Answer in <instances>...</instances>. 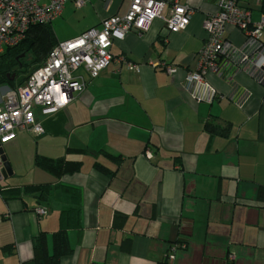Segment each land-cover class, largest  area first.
Instances as JSON below:
<instances>
[{"label":"crops","instance_id":"obj_1","mask_svg":"<svg viewBox=\"0 0 264 264\" xmlns=\"http://www.w3.org/2000/svg\"><path fill=\"white\" fill-rule=\"evenodd\" d=\"M161 1L193 11L183 32L155 21L142 37L114 41L113 57L135 69L112 62L93 80L81 72L86 88L66 108L35 110L41 136L19 131L2 147L12 176L0 175V264H33L40 234L51 254L59 230L72 249L60 264H160L166 256L171 264H264V87L223 60L218 73L189 83L217 0ZM242 5L258 18L260 0ZM125 10L124 0L66 4L60 18L77 28L61 41L52 30L64 42ZM225 38L244 41L232 26ZM10 90L0 85V106ZM38 157L80 170L57 177L36 166Z\"/></svg>","mask_w":264,"mask_h":264},{"label":"built area","instance_id":"obj_2","mask_svg":"<svg viewBox=\"0 0 264 264\" xmlns=\"http://www.w3.org/2000/svg\"><path fill=\"white\" fill-rule=\"evenodd\" d=\"M109 4L114 0H101ZM245 0H217V12L203 22L207 39L200 51L198 71L189 75L188 82L199 85L208 73H218L220 62L244 72L264 87V10L254 13L243 7ZM123 14L104 19L99 29H91L64 42H58L45 62L26 77L25 82L5 94L0 106V147L14 140L16 133L25 131L37 138L43 129L35 120V110L52 115L68 106L74 95L86 88V80H93L112 62L136 67L123 57L114 58L110 52L113 42L129 33L142 37L153 22L160 21L172 34L183 32L193 11L177 2L161 0H124ZM71 3L81 9L86 0H0V56L7 48L18 45L29 28L52 24L60 18L64 6ZM232 26L244 37L239 47L225 38ZM168 72H172L168 70ZM2 161L0 158V169ZM36 215L43 217L46 210L38 208ZM175 249H172L174 251ZM171 262L173 256H166Z\"/></svg>","mask_w":264,"mask_h":264},{"label":"trees","instance_id":"obj_3","mask_svg":"<svg viewBox=\"0 0 264 264\" xmlns=\"http://www.w3.org/2000/svg\"><path fill=\"white\" fill-rule=\"evenodd\" d=\"M261 9L264 10V0H260ZM58 41L52 30V24L39 25L28 29L24 39L16 46L7 48L0 56V85H7L12 90L21 86L28 74L41 66L50 51L57 45ZM21 55H24L21 57ZM210 129L209 127H206ZM213 129V128H212ZM104 156L112 163L118 164L121 160L109 154ZM36 166L46 170L57 177L73 175L79 172L80 163L66 162L64 160H50L36 158ZM94 170L104 177H113V172L107 168L95 164ZM257 200L264 202V188H260L257 193ZM33 264H60L63 257L72 253L68 242L66 231L59 230L52 235V253L47 250V237L40 234L33 239ZM160 264H171L167 257Z\"/></svg>","mask_w":264,"mask_h":264},{"label":"rangeland","instance_id":"obj_4","mask_svg":"<svg viewBox=\"0 0 264 264\" xmlns=\"http://www.w3.org/2000/svg\"><path fill=\"white\" fill-rule=\"evenodd\" d=\"M67 4H69V6L72 5L71 3H67ZM65 12H72V11H70V10H68V9L65 8ZM76 12H78V11H76ZM253 19L256 20L255 18H253ZM72 21H73V18L70 19L69 21H66V17L63 15L60 19L58 18V20L55 21L57 23H55V22L52 23V27L54 29V32H55L56 37H57L58 40L61 41L62 40L61 39V36L62 35H67L70 31H72V29L75 30L77 28V23L76 22L73 23ZM56 24H60V27L61 28H57L56 27ZM81 72L82 71H79L80 74H81ZM4 146L5 145H3L2 147H4Z\"/></svg>","mask_w":264,"mask_h":264},{"label":"water","instance_id":"obj_5","mask_svg":"<svg viewBox=\"0 0 264 264\" xmlns=\"http://www.w3.org/2000/svg\"><path fill=\"white\" fill-rule=\"evenodd\" d=\"M23 56L24 55H21V57H23ZM0 158L2 161V168L0 169V175L4 179H6L7 177L12 176V170H11L9 162L7 161V159L3 153L2 147H0Z\"/></svg>","mask_w":264,"mask_h":264}]
</instances>
